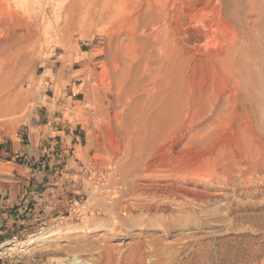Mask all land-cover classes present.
<instances>
[{"label":"rangeland","instance_id":"obj_1","mask_svg":"<svg viewBox=\"0 0 264 264\" xmlns=\"http://www.w3.org/2000/svg\"><path fill=\"white\" fill-rule=\"evenodd\" d=\"M72 1L0 0L2 24L13 20L0 36V264H264V96L254 92L255 118L240 106L226 117L212 66L183 61L181 39L203 50L231 34L203 28L217 0L162 1L179 35L171 74L144 26L155 13L145 0H81L75 26L65 23ZM96 8L111 15L94 21ZM254 32L262 60L264 15ZM188 85L216 93L200 113ZM14 143L23 155L11 160ZM9 160L36 172L32 197L66 180L63 207L8 201Z\"/></svg>","mask_w":264,"mask_h":264},{"label":"bare ground","instance_id":"obj_2","mask_svg":"<svg viewBox=\"0 0 264 264\" xmlns=\"http://www.w3.org/2000/svg\"><path fill=\"white\" fill-rule=\"evenodd\" d=\"M162 1L163 0H145V9L153 10L155 11V13L152 12L151 16L148 15L151 20L146 24L144 22V26L145 28L147 26H151L152 30L151 27H149L150 29H148L147 31L151 30L149 34H154L156 36L155 44H161L163 45V47H165L162 49V51L165 53L163 54V56H166V69L171 74V72H173L174 70V64H176L174 55L176 53L175 48H177V45L173 43V41L171 42V40H173L172 35L173 37H178L179 35L175 31L176 29L172 26V13L169 12V9H166V3H162ZM108 2H106V5H111V2ZM209 2L211 1L209 0L207 4ZM81 5V0H73L69 4V10L72 14L69 13L70 16H68L69 14L66 15L65 23L67 25L71 24L72 26H75L78 18H80L81 16ZM99 5L100 0H97L94 5L92 2V7H98ZM2 6L0 7L2 8ZM38 6L42 9V11H46V9H44L41 4H39ZM213 8L215 16H213L211 19H208L207 21L206 19L205 21H202V25L205 29L206 35L211 38V36L215 33L216 28L218 27L216 25L217 22L219 24L222 23L223 25L228 26V28L231 29V34L226 38L223 37L224 40L221 38L223 40L222 42H219L217 39L215 41H207L203 46V50L199 48L192 49V47H187L188 41L186 42L185 40L181 39L184 56L183 61L185 62L186 60L188 64H190V66L197 65V63L201 64L203 62H206L210 66H212L214 73L225 87V92H219L216 99L218 106L224 105L222 114L226 115V117L239 116L240 106L242 110L248 114V116L255 118V106L257 104V99H255L254 97V92L258 89L264 96V58L262 60L258 59L259 53L262 50L260 48V44L257 43L258 38L254 30L258 18L264 15V4L259 7L253 0L248 1L246 4L241 0H217V4ZM109 11L99 10L96 8L92 13L90 11L89 12L91 13L90 17L92 20L101 21L111 15ZM140 12L141 11H137L138 15L135 18L136 24L135 22L134 25L131 23L132 25L130 26V32L128 31L130 33V38L135 35L138 24L137 22L140 21V17L143 18L144 16H141ZM153 13L155 14V17L153 16ZM152 16L154 19L151 18ZM157 20L164 21L163 29L165 30V33L161 32V34L160 31H155L158 24ZM3 22V19L0 18V36L6 29H9L13 20L12 18H7V20H5V23L7 24L3 25ZM26 30L32 35L30 37H33L35 29L32 24L26 23ZM133 55L135 56V54ZM144 71L148 77H152L154 75L152 68H149V63L144 66ZM206 88L208 87L200 88L197 87V85H188V88L186 90V92L188 91L187 99L191 100L194 106L199 108V113L204 110V101L213 99L216 94L215 92H210V90ZM223 95L226 96L225 101L222 100ZM145 100L146 99H144V101ZM152 108L153 105L151 106V109ZM35 240L36 239H34L33 241ZM24 244L25 242L21 243L22 246H24Z\"/></svg>","mask_w":264,"mask_h":264},{"label":"crops","instance_id":"obj_3","mask_svg":"<svg viewBox=\"0 0 264 264\" xmlns=\"http://www.w3.org/2000/svg\"><path fill=\"white\" fill-rule=\"evenodd\" d=\"M50 123H48L46 126H48ZM52 130H55L54 133H57L58 135H60L63 131L60 130L59 127H55V129L53 127H51ZM76 141H78L79 137L75 136ZM16 143L13 144V146H10L9 148H7V153L9 154L11 153L12 156L10 157L11 160H15L16 157H19L20 155H23L21 152H18V149L16 148ZM74 146H78V143L75 142ZM27 152V151H26ZM75 152V151H74ZM76 157V156H75ZM11 160H9V162L13 163ZM77 163V162H76ZM14 164V163H13ZM15 167V173L17 174V176L15 177V182H11V184L9 185V196L10 199L8 201H10L11 203H17L19 200L22 201L23 198L26 197V195H28L26 197V201H29V199H38V205H40V209H44V211H46L47 213L51 212V210L49 209H58L60 210L61 207H63V204H58L60 201L59 200H55V198L58 197L59 192H61V190L63 189V184H66V180H51V181H45L44 182V186L46 185H50V186H46V190L44 191V193L38 196H31L29 194H27V189L30 186V182L31 181V177L34 176L36 174V172L33 173V169L30 168L27 165H22V164H14ZM52 179H54V177H52ZM42 181V180H41ZM41 181H38V183H40ZM44 181V180H43ZM32 186H36V184L33 181V185ZM31 188V187H30ZM6 189V191L8 190ZM30 194H32V192H30ZM23 206V205H22ZM19 210V209H17ZM21 211L22 210L21 208ZM31 214L26 213V216H29Z\"/></svg>","mask_w":264,"mask_h":264}]
</instances>
